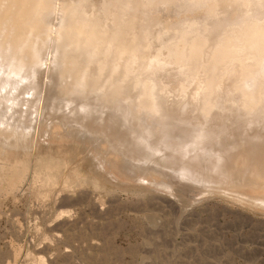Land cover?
<instances>
[{
	"label": "rangeland",
	"instance_id": "1",
	"mask_svg": "<svg viewBox=\"0 0 264 264\" xmlns=\"http://www.w3.org/2000/svg\"><path fill=\"white\" fill-rule=\"evenodd\" d=\"M56 1L58 3L57 5ZM56 1L0 0V52L3 50L2 47L4 45L3 36H1L2 32H5L7 26L9 24H12L14 30L16 31V34L14 35L16 36L15 44H20V53H24V56L22 58V60H24H21V63H19V65H23L22 63H27L28 58L32 57V54H34L36 59L38 57V61H40L39 63L41 64L42 70L40 81L37 82L35 87L30 92L27 89L26 83H23V80L21 79H17V75L10 76L8 73H3L5 71H0V100H2L0 102V106H5V104L7 105L8 101H11L10 103L12 104L14 102H17V106L23 105L24 103L32 104L34 102L38 104V100L41 96L45 100L48 98L50 93L55 92L58 94V97H56L54 104H43L44 112H42L41 114L43 115H40L39 117L41 120H38V122L41 123L42 128L40 130L37 129V133L33 138L38 145H35L32 151H30L29 153V156L33 157L38 152V148L48 146L51 142V140L48 139V136L50 135L48 129L55 121L51 120V122H48L50 120L48 115L45 114L46 110L49 111L54 108L55 111L75 113L78 116L86 114L89 110H94L98 113L104 110L110 112H118L117 110L121 109L116 104L101 97V91H103L104 89L105 91L111 92L117 89L119 90V92H126L125 86H127V84L135 88L137 84L136 80L148 81L146 72H137L138 67L146 68L147 63L144 60V57L146 58V55L137 56L134 53L133 55H126L123 58V54H121L122 52H120V48L123 47L127 50V47L131 46L134 41V34L131 32V29L127 30L128 33L126 35L122 36L121 34L123 29H125L127 26L125 22L126 11L124 12V15L121 8L124 6V8L127 9V6L130 4L129 0H115L116 2H114V0H90L91 3H89V0ZM201 1L202 5L205 3L204 7L207 5L206 7L209 8L208 10H206L207 8L205 7L204 16H199V18L195 20L192 19V17L187 18L190 11V8L188 7L189 9L187 8L185 11L181 10V16L177 20L171 19V23L169 19H165L162 22L164 23V26L163 24H161V26L164 27V30H167L168 27L170 28L171 26H176H174V28L168 29V31H165L169 32L171 30L170 34L177 31V34H173V38H175L171 41V44H174L171 46V48L173 47L174 52L177 53V58L182 59L183 62H185L186 60L185 63L190 65V67H192L196 73L194 75L193 81L187 82V85L185 86L186 90L184 91V96L196 99V103H193L192 105L188 104L189 109L186 103L183 104L185 108L183 107V105H181L180 108L177 107V112L179 115L177 114L178 116H174L173 118L181 119V113H183L184 116H182V118L190 117L194 119L195 117L196 120L202 123V120H205L206 122L208 119L215 116L221 111L223 112L221 113V117L223 118L218 115L219 118H221V120H227V118L229 117L226 118V116H229V112H231L230 110H232V112L233 110H235V114H240L241 116H243V119L241 118V121L238 119L240 122H242V124L238 122V124L242 125V129L249 128V126L252 127V125H248L251 123H255V126L253 125L255 127L254 131L258 127L259 129H264V125L260 124L264 122V117H262L264 115V112H261L259 114L261 119H257L259 117L257 116V113L264 110L263 107H261L262 110L259 107L260 104H262L260 106H263L264 103L262 102H264V98L259 99L256 97V94L259 90H255L256 94L253 96H251L250 94L245 96L242 93L239 94V91H236V89L242 87L244 79L246 81L247 75H244L243 64L250 63L247 62L250 59H258L256 60L257 63L259 62V60L261 61L258 69L252 77L257 79V82H260L258 80H261V84L262 86H264V34L262 35V33H264V29H260V27H262V21L259 17H257L256 14H254L255 12L249 7H239V10L237 9L238 12L236 13V21L237 19L239 20V17H242V14L243 17L242 20L240 19L241 21H239V23L236 22L237 25H234V28L238 26V29H235L240 31L243 37V43H229L227 40L229 38V34L227 33L225 35V33L223 32L220 33L218 32L217 28V23L223 22L227 19H225L224 15L220 12H216L214 0ZM111 2L114 3L112 4ZM82 3H85V5H83ZM87 3H89V5H92L93 3V6H89ZM99 3L102 4V6L100 5L102 8L99 7L98 10V7L95 4ZM86 4L91 9H89L88 6L86 8ZM55 5L56 9L54 8ZM106 5L109 9L106 7ZM109 5H112L113 7L111 6L110 9ZM94 7L96 10H94ZM89 10L90 12L87 13V11ZM110 10H112V14H110ZM170 14H172V12ZM173 14L175 15V13ZM245 15H249L251 18L248 16L249 18L247 19V16ZM86 18H88L89 20ZM96 19L101 22L98 23L101 27L100 31L97 30L94 25L96 24ZM250 19H252V22H249ZM168 21L170 23H168ZM198 21H200V23ZM259 22L260 24L258 25ZM251 23L258 26L254 27ZM145 25L146 24L141 25V29L143 33L148 34L150 33L148 32L150 26ZM250 25H252L254 28ZM53 27L54 30L52 29ZM252 28L255 31L251 30ZM262 28H264V24ZM240 29L244 30V33ZM182 30L185 32H183ZM250 30L251 32H253L251 33ZM211 31L213 33H208ZM246 31H248L247 34ZM214 32H216L217 35L218 33L220 34L216 36ZM250 33L251 35L254 33V36L252 35V38L250 37L251 35H248ZM177 35H180L179 37L181 38H179ZM214 35L216 36V38ZM255 35L257 36V41H254ZM206 36H209V38L207 39ZM248 36L249 40L247 41V44L246 40L244 39H248ZM259 36L260 38H258ZM195 38L199 42L198 44L195 40L193 42V39ZM201 38H203L204 41L200 40ZM223 38L225 42L223 41ZM251 40H253L254 42L250 43ZM259 40L261 41V43ZM185 42H187V45L185 44ZM223 42L226 45L223 44ZM49 44L51 45V47ZM258 44L261 45L258 46ZM223 45L228 49L224 48ZM222 47L223 49H225V51H223ZM261 47L263 48L261 49ZM253 51H255V53ZM118 52L120 53V59L117 61L116 55ZM47 53L49 54V56ZM260 54L262 57L260 56ZM217 55L218 57L220 55V57L217 58ZM205 56L207 57L206 59H204ZM231 56H235L237 60L233 61V58L230 59ZM213 57H216L217 59H215L218 62ZM75 60L78 61V65L77 67H75V70L77 71L76 74L80 73L81 71V74L98 76L101 75V82L99 83L100 87L95 89L98 90L96 91V93H94L95 90H89L82 95H76L74 93H65L61 90L60 87L58 88V86H60L59 83L62 81L60 80L62 78V76H60L61 72L59 73L60 69L62 70V68H66L67 70H69L73 68V64L76 63L74 62ZM116 62H118L119 64L118 68H116ZM228 62L229 67L235 63H237L239 67H236V69L234 70L232 69L233 72L230 71L228 67L225 71H223V68L227 66ZM209 65H212V68H209ZM214 66L216 67V69ZM21 68L22 66H17L18 70H20ZM218 71H221L220 74L223 73L222 75H220L222 84H220V89L217 88L213 90L216 85L210 83L209 79L213 78L215 74L218 73ZM229 71L231 73L227 76L228 73L226 72ZM234 71L236 72V77H234ZM118 72L120 75H123L124 73H129L130 75L126 77L124 81L120 82V80L116 78V74ZM8 77L14 83L10 84L12 85L11 91L10 89H1L2 84L4 83L3 81ZM227 78L228 80H226ZM231 78L233 79L230 81L229 79ZM195 79L197 81H195ZM198 83H200L201 86H198ZM121 86L123 88H121ZM13 87L15 88L13 89ZM225 88L227 91V88H229L231 92H227ZM174 89L175 88L170 87V89L168 90V96H170V98L172 99H176L177 97H179L178 92H175ZM172 91H174V93ZM225 91L227 92V94H225ZM241 91H244V88H241L240 92ZM245 91H247V89H245ZM217 92H219L218 96ZM134 94L137 95H133L132 101H141L144 104V109H142L140 113V123L144 130L149 133L150 137L144 140L137 131H134L131 134L134 135L135 138L139 136L137 142L140 145L143 144V148L147 146L145 149H148L150 151H154V149H168L171 152L177 153V155H184L182 156V159H184L186 163L189 161L191 163H195L193 159L197 160L198 163H196L198 165H203V159H206L210 154L211 147L219 145L218 147L223 148L228 152H230L231 150H237V148L238 150H240V147L235 146V143L238 146L239 144H237V142L235 141V143H233L234 136H236L234 135L235 132L237 133L238 131L239 133V130H241V126H238V124L235 123L236 121H234V123L232 124H236L237 127L236 125H231L232 128L235 127V130L227 128L230 126H227V124L233 122L231 121V119L230 122H228V119V121L224 120V123L222 121L221 123H219V121V124L215 123L214 126H216V128H211H215V130H217L218 127L216 124H218L220 128L222 127L221 124H224L223 126L226 127H223L221 130L227 128L226 130H231V134L220 132L222 133V135H217V138L220 139L219 141H216L218 139L215 138L216 133L214 131L215 134L213 133V138L211 137V139H213V142H211L210 139L208 143L206 142L207 144L205 146L203 145L205 143L203 141L205 135L204 137H202L198 134L200 138L196 135L192 136L194 137V142L192 141V134L188 138V134H190L189 132H191L188 130L189 128L185 129V131L187 130V133L183 131V134H181L183 135V138L184 134H186V139L184 140L182 139V137L180 139V137L172 136L170 132L167 131V125L169 123L168 117L164 116L165 114L162 107H158L157 109V106L155 105L151 94H149L148 92L137 91V89ZM221 95L224 96L228 103L226 109H223L222 106L220 107L221 104L218 102V98ZM19 97H21V99H23L25 102L23 100L20 101ZM27 97L30 98L31 102L30 100L26 101L28 99ZM6 98H8L9 100L7 99L8 101L3 103V99L6 100ZM247 98L253 101L252 107H248ZM12 100L14 102H12ZM18 102H20V104ZM197 102H199V104ZM231 102L233 105H235V107L231 104ZM16 105L14 103L15 107H17ZM217 105H219V108L217 107ZM242 107L245 110L241 111L243 109ZM214 108L216 109V111H218L217 113L216 111H214ZM257 108H259L260 111L259 109L258 111H256ZM180 109H182L183 111H181ZM236 109L241 110L236 111ZM206 110L209 112H206ZM200 112L202 113V120ZM242 112H244L245 114L249 113L248 115L250 116H246L247 114L245 115ZM253 112L256 114L254 120H259L256 121L257 123L255 121L254 123L251 122L253 120L251 118H254ZM125 113H127L126 110ZM157 113H159L160 116L159 114L157 115ZM234 113L231 115H235ZM44 114L47 119H45ZM186 115L188 117H186ZM240 115L238 117L237 115H235L234 119L239 118ZM244 116L247 117V119L245 118L247 121L244 120ZM52 118L53 117H50V119ZM152 119L153 122L156 123H153ZM249 119H251V121ZM4 120H6V118H4ZM100 120V118L95 117V119H93V122L95 121L97 124H99L101 123ZM242 120L245 121L246 126H243L244 122ZM248 120L250 123L248 122ZM115 121L117 122V120ZM238 127L240 128L237 129ZM251 127L249 129L252 130ZM61 129L66 132L73 130V132H71L72 135L70 136L74 137H67L69 139L64 141L65 146L76 147L78 149L79 154L77 155L76 159L72 160V162L74 164L75 162H77V166L86 173H88L89 171L91 172V166H95V168L103 171L102 173H104V169L107 165L103 160L102 154H108V152H110L107 144L103 141L101 142V139H94L82 133L75 132V128L70 126V124L68 123H65V125H61ZM218 131L220 130L218 129ZM249 131L247 129V132H245L246 134H244V131H241L240 135L247 136L249 135L247 133H252ZM255 133L257 132L255 131ZM229 134L231 136H228ZM252 134L254 135V133ZM226 136L231 137L232 139H228ZM236 137H238V135ZM236 137L234 140H236ZM240 137L241 136H239V138ZM225 138H227L228 144H234L232 146H234L235 148L224 143L226 142L224 141ZM204 139H206V137ZM207 139L205 141H208ZM214 140L216 142H214ZM229 140H232V142ZM184 141L186 142L182 144ZM190 142L192 143V145ZM198 144H200L201 146ZM99 146H101L102 149H105H103L104 152H101L102 154H99L96 149ZM204 149L205 152H203ZM84 157L89 159V164L85 165L83 160ZM32 161L33 160H31V162ZM252 161L248 166L249 173L252 170V172L257 173V170L259 171L260 166L264 167V164L260 165L256 163V166L254 163L255 161H253L254 164L252 163ZM32 163L31 166L33 165ZM172 165L176 166V164ZM122 169L125 170L124 168ZM263 169L264 168L261 167L259 172L263 171ZM203 170L205 171L207 170V168ZM31 171L32 170H30L28 175L23 179V184L20 182V185H18L17 188L16 186L14 187L9 183L10 185H6L5 189V183L7 184L8 181H6V178H4L5 181L2 179L3 181L1 182V185L3 183L4 184L2 185L3 189L0 185V264H264V208L245 203L244 201H241L239 197H235V195L232 194L234 193L232 192L233 186L229 185L228 181L226 180L219 178L217 179V177H214L216 178L214 179L215 186L213 188L211 187V189H207L204 187L205 191L203 189V186H200L201 189L200 187H198L196 188L197 190L195 189V191L190 192L189 189L181 185L179 186V189L180 187L184 188V194L182 193L183 195H179L178 193H175L170 189L161 190L160 187H158L157 190V187L153 188V186L150 185L151 183H149L147 179L142 178L144 176L143 174L138 175L137 172H133V175H131L132 178L129 180L131 184L137 185L139 187H150L151 189L150 192H146L148 194L139 195V193H135L136 189L132 190V188H128V185H130L129 182H121V180L118 177H115L114 174L108 173L110 182L107 183V185L113 187L115 191H113L109 195H104V190H96L91 186H85L87 189L83 187L84 189L79 188L76 191L73 187H70L71 190L68 189V191H61L60 183H58L57 185L54 183L56 186H53H55L56 188L53 187L54 190L51 188L53 190L52 192L54 196L47 195V198L46 196H43V199H41L42 197L38 198L34 195V191H30L31 186L32 190H34V188H37V186H39L40 184L39 179H32L31 174L33 173ZM212 173L213 172H209L210 176L209 174L203 173L202 176L204 178H211ZM246 179L248 182V176L245 177V180L241 179V182L246 181ZM224 185L226 187H224ZM7 186L8 188L11 187L10 190L7 188ZM185 188L187 190H185ZM230 188L232 191L230 190ZM181 189L179 190L180 193ZM235 189L236 187H234V190ZM239 189L240 187H237V191ZM240 190H242V193L248 192L247 189L243 187H241ZM70 191L72 192V194H70ZM160 193L163 196H159L158 194ZM69 194L70 196L67 197ZM230 195L231 197H229ZM242 196L246 197L247 195L243 194ZM53 198L54 200H52ZM101 199L102 203L100 202ZM154 217L157 219H154ZM39 257L40 259H38Z\"/></svg>",
	"mask_w": 264,
	"mask_h": 264
},
{
	"label": "bare ground",
	"instance_id": "2",
	"mask_svg": "<svg viewBox=\"0 0 264 264\" xmlns=\"http://www.w3.org/2000/svg\"><path fill=\"white\" fill-rule=\"evenodd\" d=\"M129 1H130V4L127 6V9L124 8V6L121 8L123 10V13L126 11V15H125V13H124V15H125V22L127 25L126 28L123 29L121 34H122V36H124L128 33L127 30L131 29V32L134 34V39H133L134 41H133V44L131 46L127 47L128 48L127 50L123 47L120 48V52H122L121 54H123L122 55L123 58L126 55H130V54L133 55L134 53L137 56L146 55V58L144 57V60L147 63L146 68L145 67H138L137 72H142V71L146 72L147 76H148V81L136 80L137 84H136L135 88H133L132 86H129V84H127V86H125L126 92L125 91L119 92V90H117V89L113 90L111 92L105 91L104 89H103V91H101L102 92V93H100L101 97H103L104 99H107L110 102L116 104L121 109V110H117L118 112H115V111L110 112V111L104 110V111L98 113L94 110H89V111H87L86 114L78 116L75 113H65L64 111L63 112L55 111L54 108H52L49 111L46 110L45 114L48 115L49 120H50L48 122H51V120L55 121V122L53 121L54 123H52L51 127L48 129V132L50 133V135L48 136L49 137L48 139H50L51 142H50V145H48V146L38 148L39 150L35 154L34 157L29 156V153H30V151H32V149L35 145H38V144H36V142L34 141L33 138H34V135L37 133V129L40 130L42 128V125H41V123L38 122V120L40 119L39 118L40 115H43L41 113L44 112L43 104L44 103H46V105L54 104L56 97H58V94L55 92L50 93L48 98L45 100L43 99V97L40 94L41 97L38 100V104L36 102H34L32 104H29V103L26 104V103H24L25 101L23 99H21V97H19L20 98L19 100L20 101L23 100L24 102L23 101L22 102L24 104L17 106L16 105L17 102H14L12 100V102H14L17 107L14 106V103L13 104L10 103L11 101L9 102L8 98H6V100L3 99V103L7 102V101H8V103H7V105L5 104V106H3V105L0 106V162H1V164H0V185H1V182L4 180V178H6V181H8V182H7V184L5 183L4 188L9 183L14 187L16 186V188H17V186L20 185L19 183L20 182L22 183L24 181L23 179L28 175L29 171L32 170L31 171L33 173V174H31L32 179L33 180L39 179L40 184H39V186H37V188H34V190H32V186H31L30 191H34L33 192L34 195L38 198L42 197L41 199H43V196L44 197L46 196V198H47V195L54 196V194L52 192L54 190L53 187H55L58 183H60V190L61 191L62 190L68 191V189L71 190L70 187L75 188L74 190L76 191L79 188L84 189L83 187H85V186H91L96 190L102 189L105 192L104 195H106V194L109 195L110 193H112L114 191L113 187L107 185V183L110 182V179L108 177V173H110V174H114L115 177H118L121 180V182L122 181H125L124 183L129 182L130 185H128L129 186L128 188H132V190L136 189L135 193H139V195L140 194H142V195L148 194L146 192L151 191L150 187H139L137 185L131 184V182L129 181L132 178V176H131V175H133L132 173L137 172L138 175L143 174L144 176L142 178L147 179V181L149 183H151L150 185L153 186V188L157 187L156 188L157 190H158V187H160L161 190L170 189V190L174 191L175 193H178L179 195H183L184 194L183 193L184 188L180 187V189L182 188L181 193H180L179 186H181V185L185 186L187 189H189L190 192L195 191V189L200 187V186H203V189L205 191V188L211 189V187L213 188L215 186V183H214L215 180L214 179H216V178H214V177H217V179L219 178V179H223V180L228 181L229 185L233 186V188H232L233 191L230 188V190L232 192H234L232 194L235 195V197H237V198L239 197L241 201H244L245 203L252 204V205L257 206V207L264 208V173H263L264 169H263V171L259 172L261 167L262 168H264V167L260 166L259 171L256 169L257 173L252 172L253 171L252 169H251L252 171L250 170L251 172L249 173V167H248L252 160L255 161L254 163L256 166H257V164H260V165L264 164V129L263 128L259 129V127H258L257 128L258 130L257 129L255 130L257 133H255V131H254V129H255L254 121L255 122L259 121V120H257L260 118L259 114L261 112L262 113L264 112V110H262V108H261V107L264 108V104H263V106H260L262 104L259 103L263 100L258 102L260 104V105L259 104L258 105L262 111H260L259 108L256 109V111H258V109L260 111L259 113H257V116H259V117L256 120H254L256 117L255 116L256 114L253 112L254 116L253 115L252 116L254 118H251V119H253L252 121H251V119H249V120L251 122H253L254 124H252V123L248 124L247 123L248 125H252V127L249 126V128L251 127L252 130L249 128H243V129H246V130H243L242 125L238 124V122L242 124V122H240V121H241V118L243 119V116H241L240 114H235L236 113V112L234 113L235 110H233V112H232V110H230L232 113L229 112L230 113L229 116H226V118L227 117H229V118H227V120L226 119H224V120L228 121V119H229L228 122H230V119H231V121H233V122L227 124V126L230 125L227 128H229L231 130L235 128V127H233V128L231 127V125L232 126L236 125V124H232V123H234V121H236L235 123H237L238 126H241V130H239V133H238V131H237V133L235 132V134L233 133L236 136L238 135V137L234 136V139L236 137V140L233 139V143L237 142V144H239V146L236 145V143H235V146L240 147V150H238L237 147H236L237 150H234L235 147L232 146L234 144L231 145V144H228V142H227L228 141L227 138L228 139H232V138L226 136L227 138H225V140H224L226 142H224V143L234 147L233 148L234 151L231 150L230 152H228V151L224 150L223 148L218 147L219 145L214 146L215 144L213 143L214 147L210 148V154L207 156L206 159H203V165H201V164L198 165L197 164L198 162L195 159H193L195 163H191L190 161L186 163L185 160L182 159V156H184V155H177V153L171 152L168 149H164V150L154 149V151H150L148 149H145L147 146L145 148H143V146H142L143 144L140 145L137 142L139 136H137L136 137L137 139H136L134 137V135L131 134L132 132L137 131L138 134L141 135L144 140L150 137L149 133L144 130V128L142 127V125L140 123V117H141L140 113H141L142 109H144V104L141 101H136V102H135V100L132 101L133 95H137V94H134L136 89H137V91L148 92L149 94H151L152 99H153L155 105L157 106V109H158V107L163 108L165 115L163 113L162 114L164 116H167L168 121H169V123L167 125V131L170 132V134L174 137H180V139H181V137L183 136V135H181V134H183L182 132L185 131V129L189 128L188 130L191 132L188 131L190 133V134H188V138L190 137L191 134H192L191 137L194 135H196L197 137L199 135L204 137V135H205L206 139L209 138V139H207L208 141H205L206 140V139H204L205 137L203 138V141L205 142L203 145L206 146V144L209 142L211 137L213 138L212 134L214 133V131L216 133V134L214 133L216 135L215 138L218 139V140H216V139L215 140L219 141L220 138H217V135H219V134L222 135L223 132L230 133L231 130L230 131L226 130L227 128H224L223 130H221L223 127H226V126H223L224 124H221V126H222L221 128H220V126H218V124L221 123V121L222 122L224 121V120H221V118H223V117H221L222 116L221 113H223V112L220 111L219 113H217L218 111H216L215 108H214L215 109L214 111H216V113H217V114L215 113L216 114L215 116H217V117L213 116L208 120L206 118V120H207L206 122H205V120H202L203 117H202V113L200 112L202 123L199 122L198 120H196L195 117H194V119H192L190 117L189 118H182V116H184V115L181 112H180L182 114L181 119L173 118L174 116L176 117L179 115L177 112V110H178L177 107L180 108L181 105H183L184 103H186L187 107H188V104L192 105L193 103H196V99L190 98L188 96H184V91L186 90L185 86L187 85V82L193 81L194 75L196 73H195V70L192 67H190V65L185 63L186 60H185V62H183L182 59L177 58L178 57L177 53L174 52L173 47L171 48V46L174 45V44H171L172 39L175 38V37L173 38V36H174L173 34L174 33L177 34L176 33L177 31H175L174 33H171V34H170L171 30L169 32H165V31H168V29H170V28H174L175 25L173 24L174 25L173 27L171 26L170 28L168 27L167 30H164L163 29L164 27H162L161 24H163V26H164V23H162V22L165 19H169L171 21V23H172L171 19L177 20L181 16V10L185 11L188 7L190 8V11L187 10V11H189L187 18L192 17V19L195 20V19L199 18V16L200 17L202 15L204 16V11H205L204 9L207 5L204 7L205 3L202 5L201 0L200 1L199 0H129ZM114 2H116V1L114 0ZM85 3L84 4L82 3V4L85 5ZM89 3H91L90 0H89ZM89 3H87V4L89 5ZM57 4L58 3L56 1V5ZM87 4H86V8L88 6ZM214 4H215L216 12H220L221 14L224 15L225 19H227L223 22L217 23V28H218V32H220V33L223 32V33H225V35L227 33L229 34V38L226 37V38H228L227 40L229 43H231V42L233 44L243 43V37H242L240 31L237 30L238 26L235 27L237 29L234 28V25H237L236 22L239 23V21H241L242 17H243V14H242V17L241 18L239 17V20L237 19V21H236V16H237L236 13L238 12L237 9L239 7L247 6L250 9H252L255 12L254 14H256L257 17H259L260 20L262 21L261 24L263 27V24H264V0H214ZM56 5L54 7L55 9H56ZM95 5L98 7V10H99V7L102 6L101 3L95 4ZM107 5H106V7H107ZM89 6H93V3H92V5H89ZM89 6H88V8L91 9ZM111 6H110V9H111ZM95 7H94V10H96ZM59 8H57V9H59ZM208 9L209 8H207L206 10H208ZM112 10H113V8H112ZM112 10H110L111 12L109 11L110 14L113 13ZM89 12H90V10L87 11V13H89ZM169 12L170 13L172 12V14H170ZM56 13H57V11H56ZM173 13H175V15ZM247 13H244V14H247ZM124 15H123V17H124ZM100 16H101V14H100ZM245 16H247V15H245ZM248 16H247V19L250 17V16L249 17ZM204 18H203V20H204ZM86 19H88V18H86ZM251 20L252 19H250L249 22H252ZM253 20H254V16H253ZM95 22H96V24H94V25H95L96 29L100 31L101 27L99 26L98 23H101V22L98 21V19H96ZM198 22L200 23V21H198ZM168 23H170V22L168 21ZM175 23H177V22H175ZM181 23H184V22H181ZM234 23H236V24H234ZM143 24L150 26V29H148L149 30L148 32H150V33L145 34L142 32L141 25H143ZM259 24H260V22L258 23V25ZM252 25L254 27L258 26V25H254V24H252ZM252 25H250V26L253 27ZM262 27H260L261 30L264 29ZM184 28H186V27H184ZM191 28H192V26H191ZM253 28L251 30H254ZM52 29L54 30V27ZM251 30H250V32H251ZM193 31H190V32H193ZM199 31H200V29H199ZM241 31L243 32L244 30H241ZM183 32H185V31H183ZM247 32L248 31H246V34H247ZM208 33H213V32L211 31ZM214 33L216 34V32H214ZM220 33H218V35ZM251 33L248 35H251ZM254 33H256V32H254ZM15 34H16V31L14 30L12 24H9L7 26L5 32H2L1 36H3L4 45L2 47L3 50L1 49L2 51L0 52V71L1 72L5 71L3 73H8L10 76L17 75L16 76L17 79L23 80V83H26L27 89L30 92L35 87L37 82H39L41 79L40 78V75H42L41 74V71H42L41 70V64L39 63L40 61H38V57L36 59L35 55L32 54L33 56L28 58L27 63H22L23 65H19V63H21V60L24 56V53L23 52L20 53V44H17V45L15 44V38H16V36H14ZM199 34H200V32H199ZM263 34L264 33H262V35ZM211 35H213V34H211ZM211 35H209V36H211ZM218 35L216 34V36H218ZM252 35L250 36L251 38H252ZM177 36L179 37L180 35H177ZM209 36L208 37L206 36L207 39L209 38ZM216 36H215V38H216ZM179 38H181V37H179ZM258 38H260V36ZM19 39H20V37H19ZM131 39H132V37H131ZM207 39H206V41H207ZM41 40H43V39H41ZM187 40H189V39H187ZM194 40L197 41L196 38L193 39V42H194ZM200 40L204 41L203 38H201ZM244 40H246V43H247V41L249 40V36H248V39H244ZM181 41H182V39H181ZM185 41H186V38H185ZM211 41H210V43H211ZM223 41H224V38H223ZM254 41H257L256 35L254 37ZM254 41L251 40L250 43H253ZM224 42H223V44H225ZM186 43L187 42H185V44ZM189 43H188V45H189ZM198 43L199 42L197 41V44ZM260 43H261V41H260ZM262 44H263V42H262ZM260 45L258 44V46H260ZM50 47H51V45H50ZM223 47L228 49L224 45H223ZM223 47H222V49H223ZM262 48L263 47H261V49ZM185 49H187V48H185ZM59 50H61V49H59ZM223 51H225V49H223ZM223 51H220V52H223ZM245 52H247V51H245ZM253 52L255 53V51H253ZM256 53H257V50H256ZM37 55H38V53H37ZM220 55H219V57H220ZM48 56H49V54H48ZM260 56H261V54H260ZM216 57L219 58L218 55ZM216 57H213V58L215 59ZM240 57H242V56H240ZM247 57H249V56H247ZM206 58L207 57L205 56L204 59H206ZM263 58H264V56H263ZM119 59H120V53L118 52L116 55V60L118 61ZM230 59H232L233 61L237 60V58L235 56H231ZM256 60H258V59H254V60L250 59L247 61L250 63L243 64L244 75L245 74L247 75L246 81L244 79V83L242 84V87H239V89H236V91H239V94L242 93L245 96L249 95V94L251 96H253L256 94L255 90H259L256 94L257 95L256 97L259 99H263L264 98V91H262V90H264V86H262V84H261L262 81L258 80L260 82H257V79L252 77L254 75V73L256 72V70L258 69L259 64L261 63L260 60L258 63ZM48 62H49V60H48ZM74 62H76V63L73 64V68H71V69H69V70H67L66 68H64V69L62 68V70L60 69L59 73L61 72L60 76H62V78L60 77L61 78L60 80H62V81L59 83L60 86H58V88L60 87L61 90L65 93L68 92V93H74L76 95H82L89 90L90 91L95 90L98 87H100L99 83L101 82V75L98 76V75L81 74V71H80V73L76 74L77 71L75 70V67H77L78 61L75 60ZM182 63H184V64H182ZM228 65H229V62L227 63V66L223 68V71H225L227 67L230 71H232V69L233 70L236 69V67H239V65H237V63L232 64V66H230V67ZM17 66H22V68L20 70H18L19 68L17 69ZM211 66L209 68H212ZM118 67H119V64H118V62H116V68H118ZM215 69H216V67H215ZM221 70H222V68H221ZM230 71L226 72V73H228L227 76L231 73ZM220 72L218 71V73L215 74L216 77L214 76L213 78L209 79L210 83H213L214 85H216V87H214L213 90H215L217 88L220 89V86H221L220 84H222L220 75H222L223 73L220 74ZM43 73H44V70H43ZM129 75H130L129 73H124L123 75H120L118 72L116 74V78L118 80H120V82H121V81H124V79H126V77H128ZM235 75H236V72L234 73V77H236ZM43 77H44V75H43ZM232 77H233V75H232ZM56 78H58V77H56ZM232 79L233 78H231L229 80L231 81ZM226 80H228V78ZM112 81H113V78H112ZM195 81H197V80L195 79ZM3 82L4 83L2 84L1 89L5 88V89H10V91H11L12 85H10V84L11 83L14 84L13 81H11L10 78L8 77ZM41 82H42V80H41ZM227 83H226V86H227ZM42 85H43V83H42ZM122 86H121V88H123ZM198 86H201V84L198 83ZM15 87H13V89ZM170 87L175 88L174 91L178 92L179 97H177L176 99H172V98H170V96H168V90L170 89ZM224 87H225V85H224ZM228 87H229V85H228ZM241 88H244V91L240 92ZM227 89H228V91L225 88V90L227 92H231L229 90V88H227ZM245 89H247V91H245ZM96 91H98V90H95L94 93H96ZM174 91H172V92L174 93ZM226 91H225V94H227ZM260 91H262V92H260ZM1 95H2V93H1ZM32 95H34V94H32ZM218 95H219V92H217V96ZM247 99H248V107L249 106L252 107L253 101L250 100L249 98H247ZM28 100H30V98H28L26 101H28ZM1 101L2 100H0V102ZM34 101H35V99H34ZM30 102H31V100H30ZM218 102L221 104L220 107L222 106L223 109H226V106L228 103H227V101L223 95H221L218 98ZM232 102H231V104H232ZM18 103L20 104V102H18ZM197 103L199 104V102H197ZM262 103H264V102H262ZM153 106H154V104H153ZM218 106L219 105H217V107ZM233 106L235 107V105H233ZM245 106H247V105H245ZM2 107H4V108H2ZM183 107L185 108L184 105H183ZM190 107H193V106H190ZM198 108H200V107H198ZM188 109H189V107H188ZM125 110L127 111V113H125ZM180 110L183 111L182 109H180ZM190 110H191V108H190ZM237 110L238 109H236V111ZM240 110H238V111H240ZM243 110H245V109L243 108L241 111H243ZM160 111H162V110H160ZM165 111H166V113H165ZM188 112H186V113H188ZM206 112H209V111L206 110ZM200 113H199V115H200ZM233 113L235 115H237V117L240 115V117L237 119L235 118L236 119L235 120L234 119L235 115H231ZM239 113H241V112H239ZM242 113L245 114L244 112H242ZM45 114H44V117H45ZM142 114H144V113H142ZM158 114L159 113H157V115ZM246 114H245L246 116H250V115H248L249 113H246ZM251 114H252V112H251ZM218 115H220L221 118H219ZM159 116H160V114H159ZM159 116H157V117H159ZM50 117H53V118L50 119ZM95 117L100 118L101 123L97 124L95 121L93 122V119H95ZM142 117H143V115H142ZM186 117H188V116L186 115ZM262 117H264V115ZM4 118H6V120H4ZM245 118L247 119V117L244 116V120H246ZM45 119H47V117H45ZM153 119H152V122H153ZM156 119H158V118H156ZM217 119H219V120H217ZM115 120H117V122ZM160 120H161V118H160ZM244 120H242V121L245 124ZM249 120H248V122H249ZM226 121H225V123H226ZM44 122H46V121H44ZM166 122H167V120H166ZM260 122H261V120H260ZM65 123L66 124L68 123V124H70V126L74 127L75 132L82 133V134H84L88 137H92L94 139L95 138L101 139L100 140L101 142L103 141L107 144L108 149L110 151V152H108V154H102L101 153V152H104V150H105L104 148H103L104 149L103 150L101 148V146L96 148L97 151L99 152V154H102L103 160H104L105 164L107 165L106 168L104 169V173H102L103 171H100L99 169L95 168V166L94 167L91 166V172L89 171L88 173H86V172L82 171L77 166V164H76L77 162H75V164L72 162V160L77 158V155L79 153H78V149L76 147H69V146L64 145L65 144L64 141L69 139L67 137H72V138L74 137V136H70V135H72L71 132H73V130L66 132L63 129H61V125H65ZM153 123H156V122H153ZM215 123H218L216 125L220 131H218V129L215 130V128H216V126H214ZM263 123L264 122H262L260 124L264 125ZM244 124H243V126H246V124L245 125ZM257 126H258V124H257ZM211 127H215V128H211ZM236 127H237V125H236ZM239 128L240 127H238L237 129H239ZM247 129H248V131L250 130L249 132L254 133V135L252 133H247V134H249L247 136L246 135L245 136L240 135L241 131H244V134H246L245 132H247ZM261 129H263V130H261ZM220 132H222V133H220ZM232 132H234V131H232ZM167 134H169V133H167ZM230 134L228 136H231ZM250 134H252V135H250ZM185 135L186 134H184V138L182 137L183 140L186 139ZM200 136H199V138H200ZM239 136H241V137L239 138ZM128 138H131V139H128ZM193 138L194 137H192V141H193ZM126 139H128V140H126ZM55 140H57V141H55ZM160 140H162V139H160ZM183 140H180V141H183ZM215 140H214V142H216ZM186 141H184L182 144H184ZM229 141L232 142V140H229ZM211 142H213V139H211ZM126 143H128V144H126ZM200 143H201V141H200ZM226 144H224V145H226ZM191 145H192V143H191ZM191 145H190V147H191ZM198 145H200V144H198ZM209 145H212V144H209ZM209 145H207V146H209ZM203 152H205V149L203 150ZM31 160H33L32 161L33 163L31 162ZM83 160H84L85 165L89 164L88 158L84 157ZM253 161H252V163H253ZM31 163L33 164L32 166H31ZM169 163H171V164H169ZM172 164H176V166H173ZM122 168H124L125 170H123ZM206 168L208 171L205 170L206 171L205 172L203 169H206ZM251 168H253V167H251ZM254 171H255V169H254ZM209 172H213L211 175V178H204L202 176L203 173L209 174ZM210 174H209V176H210ZM247 176L249 177V181L247 182V179H246V181L241 182V179L245 180V177H247ZM53 185H55V186H53ZM217 186H218V184H217ZM224 187H226V186L224 185ZM234 187H236V189H235L236 191L234 190ZM237 187H240V189H241V187L246 188L248 192L243 191L244 193H242L241 192L242 190H240V189H239L240 190V192H239V190L237 191ZM1 188L3 189V186ZM7 188H8V186H7ZM10 188L11 187H9L8 189L10 190ZM186 188H185V190H187ZM94 189H93V191H94ZM200 189H201V187H200ZM220 189H221V187H220ZM72 191H73V189H72ZM235 192L236 193L239 192L240 194L239 193L236 194ZM24 193H25V191H24ZM65 193H66V191H65ZM229 193H231V192H229ZM70 194H72V192ZM70 194L67 197H69ZM243 194H246L247 196L244 197V196H242ZM158 195L163 196V195H161V193ZM226 195H229V194H226ZM231 195L229 197H231ZM54 198H56V197H54ZM54 198L52 200H54ZM55 202H57V201H55ZM100 202L102 203V199L100 200ZM61 214H62V212H61ZM154 219H157V218L154 217ZM160 222H162V221H160ZM151 223H153V222H151ZM149 224H147V225H149ZM154 225H155V222H154ZM152 226H153V224H152ZM38 259H40V257Z\"/></svg>",
	"mask_w": 264,
	"mask_h": 264
}]
</instances>
